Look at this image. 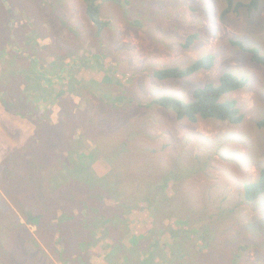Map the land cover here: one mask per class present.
<instances>
[{"label":"rangeland","instance_id":"rangeland-1","mask_svg":"<svg viewBox=\"0 0 264 264\" xmlns=\"http://www.w3.org/2000/svg\"><path fill=\"white\" fill-rule=\"evenodd\" d=\"M99 3L101 17L107 22L103 32L91 29L92 24L86 16L83 0H0V60L2 56L11 60L13 55H20L22 60L25 57L31 58L34 70H29L25 75L21 73L26 67L31 68L29 64L18 63L13 66L8 63L7 69L21 75L22 89H25L28 80L33 84L37 83L36 80L40 81L42 89L25 91L30 92L37 102L47 87L54 84V90L49 91L48 102L37 103L31 96L24 100L23 93L21 99L15 102L18 110H23L27 115H37L41 111L40 115L50 117L54 125H59L63 109L68 107V96H73L79 104V110H85L91 102L96 105V96L116 97L118 101L114 106L95 107L88 114L87 120L73 126L71 131V137H82L84 140V148L87 146V149L83 152L87 157L83 159L93 161L90 167L92 173L101 178L106 177L116 167L119 168L117 165L122 164L119 169L125 172L127 178L123 182L128 187L126 198L134 201L136 196L145 193L147 184L159 181L180 151L179 164L183 175L191 177L183 182L184 188L180 187L179 191L170 182L166 188L168 196L178 192L180 201L187 205L183 206L185 212L194 215L195 211L209 202L220 201L223 196L230 197L224 189L231 190L232 202L240 205L237 210H250L249 217L241 222L238 220L244 216L243 212L231 219L226 218L225 241L235 242L237 239V246L240 244L244 248H230L232 264H264V194L254 203H247L243 193L236 197L243 182L257 181L264 169V129L258 125L264 117V67L253 62L250 54L230 44V40L234 39L249 47H256L264 56V0H261L259 9L253 14L241 9V14L231 11L226 18L222 15L227 0H113ZM190 35L196 38L191 47L187 48L184 43ZM236 36L242 41L233 38ZM206 55H213L216 59L215 65L208 71H201L184 80L159 81L154 76L156 70L186 67ZM95 56L99 57L98 63ZM86 58L91 59L92 66L83 61ZM41 61L43 68L40 66ZM37 69H44L50 76L39 78L35 72ZM226 72L248 80L246 87L222 98V101H238L244 115L240 124L202 118L192 122L178 118L174 110L161 111L159 107L145 109L139 106H149L152 100L161 96L189 101L196 88L208 82L218 83L221 75ZM60 74L66 79H62ZM111 74H114L117 82L102 85L105 77ZM7 81L6 84L11 83ZM74 81L78 82L76 88ZM62 92H65L64 97L55 99ZM75 119L79 121V118ZM2 123L5 124L4 121ZM95 125L98 126L96 131ZM17 130V138L21 140L22 131ZM130 139V154H125L126 157L115 162L104 154L99 156L93 152L99 153L97 148L100 147L107 151L111 145L129 142ZM80 149V146L74 149L76 161ZM186 152L188 154L184 163ZM49 157L54 162L48 168L57 173L61 171V161L52 154ZM207 161L210 164H206ZM71 167L72 164L68 168ZM211 169L221 188L213 184L209 175ZM102 182L104 188L92 194L97 198H90L95 201L98 199L96 212L94 206L91 207L93 210H89L88 206L82 208L83 214L94 217L96 213L100 214L98 218L101 220L97 216L96 220L89 216L84 219L95 221L88 228L92 233L91 238L82 236L81 241L77 239L72 246V237H68L72 234V226L63 233H54L48 240L46 234L43 238L40 236L39 225H28L35 234L34 241L38 245L35 248L36 254L26 259L19 257L20 262L11 263L0 252V264H75L78 256L81 261L89 264H108L111 252L109 246L120 242L127 249L132 248L137 241L135 238L141 235L148 236L152 245L156 244L157 252L148 251L146 257L152 253L156 254L154 263L174 264L164 259L161 253L164 250L162 247L169 242L168 232L165 230L164 234H167L164 237L152 234V212L143 202L138 204V199L136 207L123 211L129 222L125 235L109 230L114 228H110V224L102 219H105V207L116 201L107 196L106 184L104 180ZM116 185L114 183L112 187ZM129 185H136V188ZM12 197L6 199L14 213L6 207L0 210V246L6 248L9 236L17 225L16 219L26 222V217L20 212L19 200ZM68 211L58 210L57 218H69ZM177 212L183 214L182 210ZM73 213V216L77 215L78 210L73 209ZM80 219L77 221L80 222ZM176 220L175 215L165 217L163 225L180 228ZM77 231L82 233V229ZM2 235L7 239H3ZM145 237H141L136 245H144ZM250 238L257 241L253 240L254 244L246 245V239ZM197 244V249L201 250V242ZM27 245L34 247V242L28 240ZM75 245V254H71ZM192 245L190 243L189 246ZM211 250L219 256L223 247L215 244ZM194 255H197L195 260L198 264H217L207 259L211 255ZM124 260L125 255H121L114 261Z\"/></svg>","mask_w":264,"mask_h":264},{"label":"trees","instance_id":"trees-1","mask_svg":"<svg viewBox=\"0 0 264 264\" xmlns=\"http://www.w3.org/2000/svg\"><path fill=\"white\" fill-rule=\"evenodd\" d=\"M86 7V16L92 24L91 29L94 31L97 29L99 32H103L106 26V21L101 17V9L99 2H109L113 0H83ZM261 0H249V1H239L238 0H227L225 10L222 17L226 18L231 11L239 12L241 9L247 10L253 14L259 9ZM63 26V25H62ZM64 28V27H63ZM79 30V29H78ZM90 29H88V32ZM196 38L195 35H190L184 46L189 48ZM237 40V36L233 37ZM242 41V40H241ZM81 43V42H79ZM231 47H239L242 52H246L251 55L253 62L258 63L264 67V56L256 47H249L245 43L230 40ZM2 56L0 60V210H4L5 207L8 211L13 212L9 201L6 198L16 197L20 204V212L26 217V222H21L20 218H17L15 222L17 225L13 228V234L9 236L8 247L0 246V252H2L7 261L13 263L14 261L20 262L19 257L26 259L31 257L33 253L36 254L37 243L34 241L35 234L31 232L28 225H39V234L43 238L46 234L48 240L53 236L54 233L64 232L71 226V232L68 237H72L73 246L77 239L81 241L80 237L87 236L91 238V231L89 227L95 222L87 219L84 221L85 217H94L91 214H83V207H90L89 210L96 212V207L98 204V199L92 200L90 198H97L92 194L96 191H101L104 188L102 180L106 184L105 193L107 196H111L113 201L110 206H106L105 219H102L105 223L110 224V231H116L122 233L124 236L126 229L128 228V219L124 217L125 213L123 211L136 207L140 202L145 204V207L152 212L153 222H152V234H158L164 237L165 230L168 232V241L161 251L164 259L169 260L174 264H198L195 260L197 255L201 254L207 257L208 260L216 261L217 264H232L230 257L231 247H242L238 245V240L236 241H225V222L226 218L231 219L237 213L243 212L244 216L238 220L241 222L243 219L249 217L248 213L250 210L239 211L240 205L232 202L233 194L231 190L224 189L229 192L230 197H225L220 201L209 202L203 208L195 211L194 215L187 214L184 210L187 206L186 203L180 201L178 192L174 193L172 196H168L166 193V188L168 184L172 182L177 191L183 186V182L191 176L183 175L182 166L179 164L180 151L176 153L174 157V162L172 166L164 172L163 176L158 182L154 184H147V189L145 193L141 196H136L135 200L127 199L128 187L123 185V182L127 179L126 174L121 168L122 164L117 165L119 168L114 170V172L106 177H98L92 173L90 170L93 161L88 162L83 158H86L85 152L83 150L84 144L81 138L71 137V131L73 126L85 122L92 113V109L95 107H111L115 105L118 99L107 98L104 96L94 97L97 102L89 103L85 110H79V104L74 100L73 96H68V107L63 109V113L60 116V124L54 125L50 117H43L41 111H38L37 115H27L23 110H18L16 101L21 99V95L24 93V100H27L31 96L30 92L25 93V91L33 88H41L42 85L40 81L36 80L37 83L33 84L32 81H27L28 84L25 89L21 88V75L15 70H8L7 65L15 66L18 63L29 64L30 69L27 67L22 72L25 75L29 70L33 71V61L31 58L21 59L20 55L11 56V60ZM96 62L98 63L99 58L95 56ZM8 59V61H7ZM88 66H92V61L90 58L83 60ZM6 62V64H5ZM43 62L41 61V68H43ZM95 65V64H94ZM215 65V57L212 55L203 56L200 59L190 63L186 67H168L156 70L154 76L159 81H165L166 79H178L184 80L188 79L201 71L210 70ZM96 67V66H94ZM28 69V70H26ZM106 70V68H105ZM64 71V68H62ZM38 77L50 76V74L44 69H37ZM62 79L64 77L60 74ZM12 78V80H9ZM6 79L11 81V83L6 84ZM66 79V78H65ZM64 79V80H65ZM7 81V82H8ZM116 81L114 74L110 76L107 75L102 81L103 84L108 82ZM18 82V83H16ZM57 84V83H56ZM78 84L74 81V86ZM54 84L49 85L47 89L43 92L42 96L38 98L40 101L35 102L43 103L49 101V91H53ZM248 85V80L237 76L231 72H226L221 75L216 82H208L204 86L196 88L192 92V101H184L173 98L172 96H161L152 100V102L147 105H139L140 108H153L159 107V110H174L175 114L180 119H189L192 122L199 121L200 118L203 120H215L222 121L225 123H230L233 125L240 124L244 118L239 103L235 99H229L227 101H222V98L227 94L243 89ZM64 93L61 95H56L57 97H64ZM66 95V94H65ZM84 97V95H83ZM122 98V97H120ZM65 99V98H63ZM29 104H31L29 102ZM89 114V115H88ZM79 118V121L75 119ZM110 118L109 116H106ZM5 122V124L2 123ZM258 125L264 129V117L259 121ZM20 129L22 131L21 140H18L17 136ZM74 129V128H73ZM98 129V126H94V131ZM134 137V135H131ZM116 143L110 146L107 151L101 147L99 153L95 152L99 156L104 154L109 160L115 162L118 159H123L125 154H130L131 143ZM80 146L81 149L77 152L78 157L76 161L74 157V149ZM183 148V147H181ZM66 153H68L66 155ZM56 157L61 161L63 166L61 171L58 173L54 170L48 168L54 161L50 159V155ZM188 152L183 157V162L185 163ZM92 157V153L89 154ZM121 162V161H120ZM122 163V162H121ZM72 164L71 169L68 167ZM206 164H210L207 161ZM68 169V171H66ZM186 170V169H185ZM187 171V170H186ZM208 176V173L206 174ZM210 178L213 180V184L220 187L216 174L213 169L209 171ZM207 176H205L207 178ZM134 180L132 181V183ZM116 183L115 187L112 185ZM176 183V185H175ZM134 186L136 185H129ZM184 188V186H183ZM221 188V187H220ZM243 193L245 200L250 203H254L260 196L264 194V169L261 171V175L255 182L245 181L242 184V188L239 194ZM98 195V194H96ZM13 198V197H12ZM136 199H138V204H136ZM119 202V203H118ZM97 203V204H96ZM94 206V208H93ZM93 209H92V208ZM68 211L69 218L58 219V210L64 212ZM73 209L78 210V214L73 216ZM197 209V208H196ZM32 210V211H31ZM104 210V211H105ZM182 210L183 214L177 212ZM14 213V212H13ZM97 219L100 215L96 213ZM177 218L176 221L180 223V228L166 227L163 225L165 217L174 216ZM95 216V217H96ZM94 217L93 220H96ZM109 217V219H107ZM56 218V221H54ZM81 218V219H80ZM80 219V222L77 220ZM101 220V219H99ZM236 222V221H235ZM234 222V223H235ZM82 229V233L77 230ZM1 231V230H0ZM77 231V232H76ZM3 239H7L5 235L1 236ZM145 236L141 235L135 239L139 241L140 238ZM145 247L144 245H135L127 249L126 247L120 245L122 243L118 242L109 246L111 252L108 256V264H151L154 263V258L156 254H152L146 257V252L154 250L157 252L156 244L149 243V237L146 236ZM31 240L34 242V247H29L27 241ZM255 239H246V245L254 244ZM1 241V239H0ZM145 241V240H144ZM189 241V242H188ZM257 241V240H255ZM197 242H201V250L197 249ZM253 242V243H252ZM192 243V246H189ZM218 244L223 247V252L221 255L216 256L212 252V248ZM158 246V245H157ZM3 247V248H2ZM75 245L71 249V254H75ZM246 246L245 248H247ZM244 249L243 247L241 248ZM79 255V252H78ZM121 255H125V260L121 262H115L114 260ZM153 261V262H152ZM75 264H89L81 261V257L78 256L75 260ZM91 264V263H90Z\"/></svg>","mask_w":264,"mask_h":264},{"label":"clouds","instance_id":"clouds-1","mask_svg":"<svg viewBox=\"0 0 264 264\" xmlns=\"http://www.w3.org/2000/svg\"><path fill=\"white\" fill-rule=\"evenodd\" d=\"M206 56H209V55H206ZM212 56H213V55H212ZM215 60H216V59H215ZM190 101H192V100H190ZM190 101H189V102H190Z\"/></svg>","mask_w":264,"mask_h":264},{"label":"bare ground","instance_id":"bare-ground-1","mask_svg":"<svg viewBox=\"0 0 264 264\" xmlns=\"http://www.w3.org/2000/svg\"><path fill=\"white\" fill-rule=\"evenodd\" d=\"M113 118V117H112ZM61 248V247H60Z\"/></svg>","mask_w":264,"mask_h":264}]
</instances>
